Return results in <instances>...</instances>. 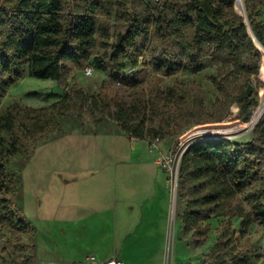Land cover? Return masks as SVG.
Here are the masks:
<instances>
[{"label":"trees","instance_id":"obj_1","mask_svg":"<svg viewBox=\"0 0 264 264\" xmlns=\"http://www.w3.org/2000/svg\"><path fill=\"white\" fill-rule=\"evenodd\" d=\"M243 1L250 28L264 47V0ZM236 7L239 12L235 0H0V101L25 74L66 83L73 66L87 61L110 70L126 85L140 81L122 73L127 63L141 62L164 75L199 74L211 63L208 77L218 92L211 101L217 111L211 120L220 121L237 102L238 117L247 121L252 89H235L231 79L235 73H256L262 55L264 77V50L250 35L240 0ZM96 45L103 49L100 54H94ZM190 99L198 115L202 99L193 95ZM87 102L101 107L80 88L47 106L12 102L0 107V228L28 231L33 240V228L18 205L17 179L5 160L21 146L18 131L35 140L51 130L58 116L78 111ZM102 104L103 109L108 107V102ZM145 107L138 100L117 101L111 116L124 132L144 139ZM153 135L159 131L153 130ZM195 140L179 158V229L189 234L192 246H199L211 231L210 220L219 219L216 240L197 264H250L260 252L240 249L237 241L252 222L264 226V119L255 124L248 141ZM246 189H252L244 198L250 210L238 198ZM233 218H238V230Z\"/></svg>","mask_w":264,"mask_h":264},{"label":"rangeland","instance_id":"obj_2","mask_svg":"<svg viewBox=\"0 0 264 264\" xmlns=\"http://www.w3.org/2000/svg\"><path fill=\"white\" fill-rule=\"evenodd\" d=\"M102 50L96 45L94 54ZM262 59L256 73H235L231 79L235 89H252V112L247 121L238 117L237 102L220 121L211 120L217 112L211 101L218 98L208 77L213 71L211 63L199 74L178 71L173 75L154 72L141 62L135 66L127 63L122 73L138 78L136 85L121 83L110 70L98 69L90 61L73 66L66 83L26 74L21 77L2 97L1 110L12 102L47 106L73 88L90 92L101 107L87 102L78 111L58 116L51 130L35 140L17 130L21 146L5 160L17 179L18 205L34 235L32 240L28 231L2 226L0 264H83L87 253L114 256L115 249L126 264H145L158 258L159 253H153L161 235L160 264H164L167 248L172 258L168 264H197L216 240L219 219L210 220L211 231L199 246H192L189 234L181 233L173 197L180 152L200 137L251 139L253 127L264 119ZM178 90L184 93L182 97ZM192 95L202 99L198 115ZM136 100L146 106L144 139L124 132L111 116L114 102ZM103 101L108 102L105 109ZM153 130L159 135H153ZM165 155L167 159L160 164ZM249 192L252 189L238 195L247 210L250 207L244 198ZM122 198L133 209L126 218L120 210ZM113 203L116 215L111 210ZM232 221L238 230V218ZM237 243L240 249L260 252L250 264H264V226L252 222Z\"/></svg>","mask_w":264,"mask_h":264},{"label":"crops","instance_id":"obj_3","mask_svg":"<svg viewBox=\"0 0 264 264\" xmlns=\"http://www.w3.org/2000/svg\"><path fill=\"white\" fill-rule=\"evenodd\" d=\"M122 199H123L122 200V208L120 210H121V213L124 215V218H126L125 216L132 214L133 209H131V205L127 204V200H125L126 198H122ZM124 203H126V204H124ZM148 208L150 209L151 206L148 207ZM111 210L113 211V214L116 215L115 203H113V205L111 206ZM71 218H73V217L71 216ZM113 235H114L113 236V242H114L113 244L116 245L117 242H116V239H115V237H116L115 236L116 235L115 234V230H113ZM166 236L168 238V232H167ZM167 246H168V244H167ZM162 247H164V235L160 236V240L158 242L157 252L154 250V253H153L154 254L153 256H155L156 253H159L158 258H154V259H152V262L148 261L145 264H160L161 263V256H162L161 255L162 254L161 253L162 252ZM90 256H93V259H90L89 258ZM112 257H117V258L122 260V257L119 256L118 251L115 249L114 250V256L108 255V254H106L104 252H100V251L99 252H95L94 254L93 253H87L84 256V258H83L84 261L82 263L83 264H102L104 261H106L107 259L112 258ZM163 258H164V264H168L169 258L172 259L170 257L169 252H168V248L166 250L165 255H163ZM122 261L124 262V264H126V262L124 260H122Z\"/></svg>","mask_w":264,"mask_h":264},{"label":"water","instance_id":"obj_4","mask_svg":"<svg viewBox=\"0 0 264 264\" xmlns=\"http://www.w3.org/2000/svg\"><path fill=\"white\" fill-rule=\"evenodd\" d=\"M242 2H243V7H244V11L241 13L244 17H245V22H246V25H247V27H248V30H249V32H250V35L252 36V38L254 39V41L255 42H257L258 44H260V45H262L259 41H258V39L256 38V36L253 34V32H252V30H251V28H250V24H249V22H248V17H247V13H246V8H245V4H244V1L242 0ZM258 48H259V46H257ZM260 49V48H259ZM261 50V49H260ZM194 141H196V140H193V141H191L190 143H188L186 146H185V148L183 149V151L180 153V155L184 152V150L192 143V142H194ZM179 158H180V156H179ZM174 193H175V196H176V180H175V187H174Z\"/></svg>","mask_w":264,"mask_h":264},{"label":"built area","instance_id":"obj_5","mask_svg":"<svg viewBox=\"0 0 264 264\" xmlns=\"http://www.w3.org/2000/svg\"><path fill=\"white\" fill-rule=\"evenodd\" d=\"M88 71H90V67L89 66H88ZM183 149H182V151H183ZM166 159H167V155H165L163 158H161V160L159 161V163L161 164L162 161L163 160H166ZM89 258L90 259H93V256H90ZM102 264H124V262L121 259L117 258V257H112V258H109L106 261H104Z\"/></svg>","mask_w":264,"mask_h":264},{"label":"bare ground","instance_id":"obj_6","mask_svg":"<svg viewBox=\"0 0 264 264\" xmlns=\"http://www.w3.org/2000/svg\"><path fill=\"white\" fill-rule=\"evenodd\" d=\"M241 1V4H242V8H243V11H244V7H243V2H242V0H240ZM261 47L263 48V50H264V47L261 45ZM174 194V196L173 197H175V193H173ZM172 207H173V205H172Z\"/></svg>","mask_w":264,"mask_h":264}]
</instances>
